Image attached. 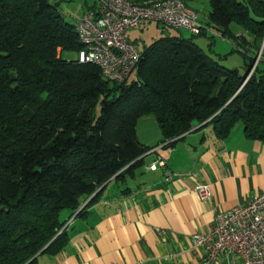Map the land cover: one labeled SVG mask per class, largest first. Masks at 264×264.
<instances>
[{"label":"trees","instance_id":"trees-1","mask_svg":"<svg viewBox=\"0 0 264 264\" xmlns=\"http://www.w3.org/2000/svg\"><path fill=\"white\" fill-rule=\"evenodd\" d=\"M208 2V24L233 39L236 23L251 36L240 41L259 48L264 0ZM58 4L0 0V264L56 253L70 217L111 181L127 192L149 150L195 125L209 123L224 138L240 123L247 139L264 143V60L247 77L254 59L246 51L240 74L205 53L195 35L164 36L140 51L131 81H110L93 63L61 57L84 45ZM146 115L160 130L154 146L137 135Z\"/></svg>","mask_w":264,"mask_h":264},{"label":"crops","instance_id":"crops-1","mask_svg":"<svg viewBox=\"0 0 264 264\" xmlns=\"http://www.w3.org/2000/svg\"><path fill=\"white\" fill-rule=\"evenodd\" d=\"M84 2L74 23L83 12L96 7L95 0L90 5ZM199 21L205 26L201 34L208 38L209 48L217 46L219 35L221 42L225 41L221 44L228 43L232 51L257 57V50L240 41L241 33L231 24L230 31H235L237 38L222 36L208 24L207 17ZM137 28L125 32L135 45L131 30ZM222 52L212 50L224 59L227 53ZM138 138L150 146L153 140L155 144L160 141L161 134ZM158 158L165 165L149 169ZM167 172L173 174L170 179H166ZM198 182L209 185L208 199L197 196ZM127 187L124 192L122 186L109 182L95 203L73 217L63 246L56 253L36 256L35 264H205L204 248L193 250L190 237L209 233L219 212L243 205L264 190V143L247 139L240 123L224 138L215 136L211 124H198L167 148L161 146L147 154ZM212 264L243 262L230 263L219 254Z\"/></svg>","mask_w":264,"mask_h":264},{"label":"built area","instance_id":"built-area-1","mask_svg":"<svg viewBox=\"0 0 264 264\" xmlns=\"http://www.w3.org/2000/svg\"><path fill=\"white\" fill-rule=\"evenodd\" d=\"M95 2V9L83 12L76 22L78 38L84 45L78 59L95 64L105 79L118 83L130 77L141 59L140 50L125 37L128 29H135L146 21L185 29L192 35L205 29L197 12L182 0ZM157 165L165 163L158 158L148 168L154 170ZM172 175L167 172L166 179ZM195 192L202 200L210 197L207 183L198 182ZM190 238L193 250L204 248L205 264H212L219 254L230 263L241 260L243 264H264V190L243 205L219 212L209 233H195Z\"/></svg>","mask_w":264,"mask_h":264},{"label":"rangeland","instance_id":"rangeland-1","mask_svg":"<svg viewBox=\"0 0 264 264\" xmlns=\"http://www.w3.org/2000/svg\"><path fill=\"white\" fill-rule=\"evenodd\" d=\"M52 2H59L58 10L62 13V15L65 17V19L71 23H74L77 16L80 14L82 11L81 7L85 3L84 1L87 2L88 5L92 4L94 0H51ZM188 6L196 9L198 11V18L201 21H205L208 11H209V2L208 0H186ZM231 26L236 28L237 32L241 33L244 38L249 39L251 36L250 34L245 31L242 27L238 26L236 23H231ZM132 38L137 40V48L142 49L144 45H148L151 41L154 39H157L159 37H164V36H178L182 35L183 37H189L190 33L185 30V29H174L171 27L164 26L162 24H158L154 21H148L144 26L137 28L136 30H131ZM236 32L234 31V35ZM219 37V35H218ZM217 37V46L213 45L211 48H209V40L204 34H199L195 35L193 37V40L211 57L214 59L218 60L219 63L222 65L231 68V69H236L240 74L244 73V55L241 54L240 52L237 51H232L233 48L228 45V43L221 44V38ZM262 43V42H261ZM261 43L259 45V48L257 50V57L254 59V64L255 62H260V60H264V55H261L262 52H264V47L260 49ZM213 51H223L224 53H227L225 55L226 57L223 59L219 58L215 54H212ZM222 52V53H223ZM249 57H253V53H248ZM61 57L67 60H74L76 58L80 57V53H77L75 51H70V50H63L61 51ZM248 57V58H249ZM256 60V61H255ZM252 65V67H253ZM259 66L262 67L264 66V62H260ZM252 67L250 69H252ZM250 72V70H249ZM248 72V73H249ZM251 73V72H250ZM249 76V75H248ZM247 76V77H248ZM134 78V72L131 73L130 77L128 78V81H131ZM150 120V124L148 125L147 122ZM139 123H136V129H138L137 134L140 137H147L151 139L152 137H157L160 135V130L158 127V123L155 117L153 116H142L137 120ZM146 123L145 126L143 124ZM156 140H153V142H150V146L155 145ZM152 150V149H151ZM151 150L148 151V154H150ZM150 157V156H147ZM86 203L83 200H81V207ZM80 209V208H79ZM78 212V211H77ZM76 212V213H77ZM76 213L68 219V221L65 223L64 227H69L70 222L72 221L73 217H75Z\"/></svg>","mask_w":264,"mask_h":264},{"label":"water","instance_id":"water-1","mask_svg":"<svg viewBox=\"0 0 264 264\" xmlns=\"http://www.w3.org/2000/svg\"><path fill=\"white\" fill-rule=\"evenodd\" d=\"M262 47H264V40H262V43H261L260 49H261ZM104 185H105V184H103V185H102L97 191L102 190L103 187H104ZM36 256H37V255H35L33 258H35ZM33 258H32V259H33ZM32 259H31V260H32ZM31 260H29L28 262H30ZM28 262H27V263H28Z\"/></svg>","mask_w":264,"mask_h":264}]
</instances>
